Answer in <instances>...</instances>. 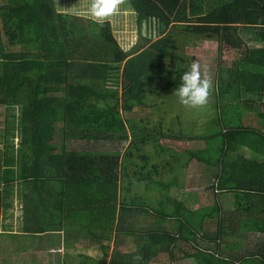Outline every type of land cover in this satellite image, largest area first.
Wrapping results in <instances>:
<instances>
[{"label":"trees","instance_id":"trees-1","mask_svg":"<svg viewBox=\"0 0 264 264\" xmlns=\"http://www.w3.org/2000/svg\"><path fill=\"white\" fill-rule=\"evenodd\" d=\"M123 1L129 25L137 22L143 35L127 50L109 22H83L62 10L63 0H0V235L14 232L8 220L17 194L28 211L45 208L47 221L24 216L37 225L32 236L100 232L103 260L112 236L136 244L133 252L113 251L107 264L126 256L123 264H150L163 254L195 264H264V0ZM197 40L217 41L218 71L209 121L194 133L178 115L166 126L164 107L177 111L173 91L191 64L183 52ZM225 51L245 56L236 82L225 80ZM146 109L154 124L133 117ZM55 123L63 125L60 145L46 141L44 126ZM163 140L204 146L180 151ZM192 162L214 171L212 204L196 210L171 195L182 189L177 172ZM228 195L230 211L221 204ZM138 214L178 220L179 229L138 232L130 227Z\"/></svg>","mask_w":264,"mask_h":264},{"label":"rangeland","instance_id":"rangeland-1","mask_svg":"<svg viewBox=\"0 0 264 264\" xmlns=\"http://www.w3.org/2000/svg\"><path fill=\"white\" fill-rule=\"evenodd\" d=\"M63 11L67 13H73L74 16L80 17V19L83 22H86L90 18L88 8L91 3V0H63ZM187 11V6H186ZM130 15L131 12L128 9V6L124 3L123 0H121L120 5L118 6V10L116 13H114L112 16L107 18V22L110 23L111 28L113 29V32L117 34L118 40L120 45L123 47V49L127 50L126 47H130L131 44H134L136 42L137 37L141 33V25H139L137 22H135V28L132 29L130 24ZM91 19V18H90ZM184 54H187L189 56V61L191 63V58H194L196 61L199 62L200 65V73L202 78H206L209 81V84H214V77L216 72L218 71V65L216 64V59L218 58V43L217 41H200L197 40L194 44V46L187 48L184 52ZM244 55L242 54H235L230 51H225V53L222 55L221 59L219 60L220 65L224 66L226 68L225 72V80L227 83L229 82H236V76H237V67L238 64L244 59ZM155 102H160L159 98H154ZM214 101L213 95L209 94L208 96V102L206 105L198 108H188L185 107L179 103L172 104L177 107V111L168 106L164 107L166 122L165 125L167 126L169 123H175L176 120L173 119L175 116L180 117V121L183 123V127H185V131L187 130H193L194 133H198L199 131H202L205 124L208 123L210 118V111L212 112L210 105ZM185 107V108H184ZM180 109V110H179ZM150 110L146 109L145 111L139 110L135 113H133V117L137 120H140L144 116H148V120H150L153 124L158 120L156 115H146L148 114ZM186 111V112H185ZM150 114V113H149ZM193 116V117H191ZM256 119L253 117L250 119L249 122L251 124H254L255 127H260L256 124ZM63 125L61 123H55V124H47L44 126V131L46 135V141L49 142L51 145H60L63 143ZM161 145L167 148L171 149H201L203 148L204 144L199 141H191V142H180V141H173V140H163L161 142ZM76 146V144H74ZM80 145H78V148ZM126 147V144H124L123 150ZM77 148V147H74ZM214 171L207 170L206 167L197 164L196 162H192L188 169L178 171L177 177L179 178V184L182 188L181 190L174 189L171 191V195L176 198L179 201H182L189 209L196 210L205 206H208L209 204H212V200H210V196L207 193V188L212 185L213 180L211 179V174H213ZM141 194L144 190L142 188H137L135 191H138ZM148 192V191H147ZM154 193V192H152ZM153 194L151 192H148L145 194V197L151 201V197ZM154 195H156L154 193ZM21 197L22 195L15 194L14 198V216L12 218V222L8 220L9 223H11L15 229L13 232L14 234L12 236H6L0 235V250L2 251L0 254L2 260L0 261V264H3V261L5 264H24L25 261L29 260V258H37L40 259L41 257H44V255H48L51 251V248L55 245H52L53 242L46 241L45 243L39 245V248H34L33 250H38V252H34L30 246L34 244V240L31 238L32 236L24 235L25 233L22 232L23 235H19L18 228L23 225V220H26L23 217L28 213L36 215L35 210H29L25 206V200L23 197V205L21 206ZM33 198L31 201L33 202ZM43 201L46 203V207L48 209L51 197L50 198H43ZM233 203L234 199L231 195L223 196L221 198V204L226 211H230L233 209ZM39 202H37V205ZM152 204V203H151ZM153 206V204L151 205ZM51 208V207H50ZM49 208V210H51ZM44 207H41L40 213L38 212V215L36 216V219L38 220L39 217H46L44 213H46ZM53 211V210H52ZM138 217L133 220L130 227L134 228V230H168L172 233L176 232L179 229V222L176 221H164L161 219H158L154 214L150 215H137ZM21 218V224L20 219ZM32 222V221H31ZM7 223V224H9ZM29 225V224H28ZM34 225V224H33ZM33 227V226H32ZM31 229V228H30ZM27 230V229H26ZM33 230V229H31ZM2 231V229H1ZM23 231V230H22ZM140 232V231H138ZM66 234V232L64 233ZM114 237V236H113ZM117 239V245H115V241L112 238L110 243V249L113 251H135L137 246L136 244H133L131 241H128L126 238ZM250 243H254L257 240H259L258 236H249ZM55 243H58L57 238L54 241ZM135 242V241H134ZM136 243V242H135ZM34 247L36 245H33ZM51 247L46 250V247ZM177 247L180 249V251H190V247L187 248L186 245L178 244ZM4 249L6 250V253L4 252ZM46 250V252H44ZM179 251V252H180ZM31 253L30 256H28L26 259L22 256H27L28 253ZM87 253V252H86ZM85 253V254H86ZM4 254V255H3ZM111 258V252L108 254ZM92 257H97L98 259L101 258L103 260L102 254H95L90 255ZM49 257V255H48ZM47 257V258H48ZM53 257V256H52ZM181 257V256H180ZM106 258L101 262H104L107 264L110 259ZM119 262L123 264V262H126L129 257H120L117 258ZM53 259H50V261ZM46 260H42L40 264H45ZM150 264H195L191 259H173L171 260V257L169 254H163L151 261Z\"/></svg>","mask_w":264,"mask_h":264},{"label":"crops","instance_id":"crops-1","mask_svg":"<svg viewBox=\"0 0 264 264\" xmlns=\"http://www.w3.org/2000/svg\"><path fill=\"white\" fill-rule=\"evenodd\" d=\"M32 210V209H30ZM38 214H36L37 216ZM24 219V217H23ZM26 219V218H25ZM51 219V218H50ZM53 219V218H52ZM56 219V218H55ZM29 218H27L26 220H23V225L21 224L20 227H22V229L18 228V233L19 235H23V233H25L24 235H30L28 232L31 229H34L35 227H37L35 221H32ZM36 221H47L46 217H39L38 220ZM52 221V220H51ZM29 224L27 227V230H24V224ZM34 224V225H33ZM33 226V227H32ZM31 228V229H30ZM23 230V231H22ZM15 231V229H14ZM66 232V234H64ZM64 233H59L61 236H57V234L55 233L53 234H40L37 236H32L31 238L35 241L33 245H36L35 247L32 245L30 246L31 249L33 250L34 248H39V245L45 243L46 241L48 242H54L55 239L57 238L58 240V245L57 247H46V250L48 248H51V251L49 253H47L49 255H44V257H41L40 259L37 258H29V260L25 261L24 264H40V262L42 260H46L45 264H84L85 263V259L90 258L92 256L90 255H95V254H100L98 252H100V250L96 249V245L99 244L98 243V239H100L102 242H107L106 240V236L101 237L100 232H98V237L96 235H92L91 233L89 234H85L83 231H79L76 229H69V230H65ZM14 233H12L11 235L7 234V236H12ZM3 235L6 236V234L4 233ZM113 238V236H112ZM115 241V238H113ZM46 250L44 252H46ZM35 253L38 252V250H33ZM2 251L0 250V253ZM4 252L6 253V250L4 249ZM87 252V253H86ZM112 253L113 250L110 249L109 253ZM86 253V254H85ZM2 254H0V261L2 260L3 257H1ZM4 255V254H3ZM31 253L29 252L27 256H22L25 257V259L30 256ZM53 256V257H52ZM48 257V258H47ZM96 258V257H94ZM50 259H53L50 261ZM3 264H5V262L3 261Z\"/></svg>","mask_w":264,"mask_h":264},{"label":"clouds","instance_id":"clouds-1","mask_svg":"<svg viewBox=\"0 0 264 264\" xmlns=\"http://www.w3.org/2000/svg\"><path fill=\"white\" fill-rule=\"evenodd\" d=\"M121 0H91L88 8L93 22L102 25L118 10ZM210 84L201 77L199 62L193 60L180 76V84L173 91L179 104L188 108H198L207 104Z\"/></svg>","mask_w":264,"mask_h":264}]
</instances>
